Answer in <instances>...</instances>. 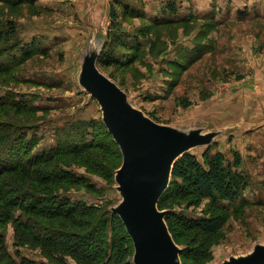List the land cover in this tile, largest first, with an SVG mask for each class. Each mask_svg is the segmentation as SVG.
Instances as JSON below:
<instances>
[{
	"label": "rangeland",
	"instance_id": "1",
	"mask_svg": "<svg viewBox=\"0 0 264 264\" xmlns=\"http://www.w3.org/2000/svg\"><path fill=\"white\" fill-rule=\"evenodd\" d=\"M172 2L175 14L167 8ZM7 22L16 25L17 37L0 46V128L17 125L24 135L11 134L4 158L19 161L30 144L33 156L90 142L116 145L122 162L111 150L99 153L110 167L121 164L112 181L79 165L64 167L84 185H62L56 195L125 218L130 195L121 180L122 149L131 134L162 128L188 143L184 153L202 163L205 153L231 163L239 156L235 170L248 186L233 206L248 205L238 217L230 215L207 264H248L262 255L264 0L0 1V28ZM18 41L26 49L10 57ZM208 204L173 212L199 219ZM157 212L166 226L168 211ZM13 229H6L5 240L16 261L42 262L38 252L16 246ZM172 244L182 264L183 246ZM135 257L133 242V256L123 264H136Z\"/></svg>",
	"mask_w": 264,
	"mask_h": 264
},
{
	"label": "trees",
	"instance_id": "2",
	"mask_svg": "<svg viewBox=\"0 0 264 264\" xmlns=\"http://www.w3.org/2000/svg\"><path fill=\"white\" fill-rule=\"evenodd\" d=\"M0 1L12 5L30 2ZM176 6L175 2L168 5L171 14L176 13ZM112 15L115 21L117 12L112 10ZM172 21L176 19L173 17ZM155 24L167 23L156 21ZM16 37L13 22L0 28V46L11 43ZM25 49V46L20 48L19 41L15 42L9 56L14 57L16 51L24 53ZM3 53L0 52V58ZM19 127L0 128V264H123L129 254L133 256V239L122 218L118 215L105 217L98 207L59 199L56 195L62 185H84L82 178L79 180L64 167L79 165L90 174L112 181L121 164L110 167L99 153L111 150L122 162L119 148L115 144L109 148L90 142L33 156V144H30L20 151L24 158L12 162L4 156L14 139L11 134L20 133L19 138L24 135L20 131L22 128L17 129ZM204 158L202 163L192 153L180 157L173 167L172 182L158 202L161 211H168L166 223L175 243L183 246L182 264L212 261L213 249L223 239L230 215L238 217L241 208L248 205L241 200V207L233 206L248 186L243 173L235 170L241 165L240 157L237 156L234 163L227 162L223 154L210 157L205 153ZM86 187L93 191L90 185ZM205 200H209L208 209L199 219L173 212L183 205L186 209L200 207ZM226 201L229 204H224ZM10 225L14 228L16 246L38 252L42 262L26 257L19 263L16 261L5 240V231Z\"/></svg>",
	"mask_w": 264,
	"mask_h": 264
},
{
	"label": "water",
	"instance_id": "3",
	"mask_svg": "<svg viewBox=\"0 0 264 264\" xmlns=\"http://www.w3.org/2000/svg\"><path fill=\"white\" fill-rule=\"evenodd\" d=\"M149 128L154 131L156 127ZM148 131L137 132L136 137L131 134L130 146L122 149L125 160L121 180L130 195L128 215L122 219L136 247V264H179L172 249L174 239L167 223V227L162 225L157 212L159 199L168 188V177L176 163L171 164V161L179 156V151L170 155L162 153L145 139ZM140 143L144 145L135 149ZM260 254L257 260L248 264H259L264 252Z\"/></svg>",
	"mask_w": 264,
	"mask_h": 264
},
{
	"label": "bare ground",
	"instance_id": "4",
	"mask_svg": "<svg viewBox=\"0 0 264 264\" xmlns=\"http://www.w3.org/2000/svg\"><path fill=\"white\" fill-rule=\"evenodd\" d=\"M145 139H148L152 145H154L156 148H158V150L166 155H170L174 151H179L178 154L180 156L187 150L189 146L188 143L179 141L177 138L167 133L164 129L157 127L154 129V131H148ZM134 141H137V139H134ZM174 159L175 157L172 159L171 164H173ZM170 178L171 176L168 177V180H170Z\"/></svg>",
	"mask_w": 264,
	"mask_h": 264
}]
</instances>
